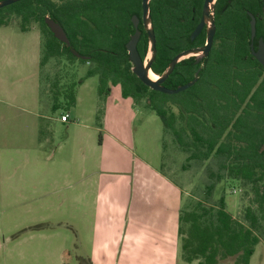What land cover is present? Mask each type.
Masks as SVG:
<instances>
[{"label":"rangeland","instance_id":"1","mask_svg":"<svg viewBox=\"0 0 264 264\" xmlns=\"http://www.w3.org/2000/svg\"><path fill=\"white\" fill-rule=\"evenodd\" d=\"M41 41L37 24L0 26V264H197L182 260L168 217L198 196L202 168L182 170L185 155L170 140L163 159L162 119L122 97L119 85L100 101L97 76L76 84L73 106L61 101L53 111L47 76L41 84ZM58 66L66 86L88 64ZM56 68L52 60L46 71ZM221 194L239 217L240 186L223 181L214 197ZM147 215L156 216V252ZM249 264H264V239Z\"/></svg>","mask_w":264,"mask_h":264},{"label":"trees","instance_id":"2","mask_svg":"<svg viewBox=\"0 0 264 264\" xmlns=\"http://www.w3.org/2000/svg\"><path fill=\"white\" fill-rule=\"evenodd\" d=\"M203 1L150 0L156 48L152 72L162 74L178 52L205 43V29L190 38ZM249 12L255 17L256 48L258 38L264 39L262 1L215 0L208 54L199 62L193 55L179 60L163 84L176 88L195 81L169 94L151 89L131 70L125 44L134 32L132 15L141 17V0H18L0 8V26L15 21L20 31H28L38 25L41 84L47 76L53 111L61 101L75 104V86L86 77L97 76L100 101L112 85L119 84L123 97H131L162 119L163 159L170 140L185 155L182 170L202 168L198 196L183 202L178 215L177 236L185 262L222 264L221 260L234 257V264H249L264 239V66L251 53ZM45 16L62 25L69 46L53 36ZM138 27L137 49L145 59L147 31L141 20ZM52 60L57 65L53 73L46 71ZM63 61L88 64L85 75L62 86L57 70ZM97 111L99 119L103 108ZM228 180L240 186L246 198L239 217L227 209L223 194L214 197L217 185Z\"/></svg>","mask_w":264,"mask_h":264},{"label":"water","instance_id":"3","mask_svg":"<svg viewBox=\"0 0 264 264\" xmlns=\"http://www.w3.org/2000/svg\"><path fill=\"white\" fill-rule=\"evenodd\" d=\"M18 0H0V8L6 5H9ZM262 1V18L264 22V0ZM149 2L150 0H141L142 13L139 18L137 15H132L131 21L134 27V32L130 35V38L125 44L128 58L132 64L131 70L132 72L148 87L154 90H158L164 93H177L182 91L189 86H191L194 80H191L185 84L178 85L176 88H168L163 84V81L166 79L168 74L172 71L175 64L188 56H194L195 62H199L203 57H205L212 45L213 34H214V21H213V13L215 0H204L202 5L201 17L194 30L191 33V40L194 39L200 31L205 27L206 30V39L205 43L202 46L189 48L183 51L178 52L169 62L166 69L162 72V74L157 75L151 70V63L155 58L156 48H155V35L152 27L151 15L149 10ZM250 16V48L252 55L264 66V39L262 37L258 38L256 48L253 47V39L255 36V17L249 12ZM142 22L145 30L147 31L148 36V51L145 59H142L138 49L137 42L140 37L141 31L138 27L139 22ZM44 22L52 32L53 36L59 41L63 42L67 46L70 45V40L62 27V25L49 16L44 17ZM78 57L86 58L87 56L81 55L75 51H72ZM155 74L157 78H152L150 74Z\"/></svg>","mask_w":264,"mask_h":264},{"label":"crops","instance_id":"4","mask_svg":"<svg viewBox=\"0 0 264 264\" xmlns=\"http://www.w3.org/2000/svg\"><path fill=\"white\" fill-rule=\"evenodd\" d=\"M119 85V84H117ZM112 86H115V85H112ZM111 86V87H112ZM120 86V85H119ZM111 90V89H110ZM121 91V90H120ZM122 95V94H121ZM123 97V96H122ZM61 116V115H60ZM42 118V117H41ZM64 122H67V121H64ZM155 184V183H154ZM173 186H175L174 183H172ZM113 203H116V200L111 202L110 204H113ZM115 205V204H114ZM178 215H179V212L177 214L176 217H174L173 219H170V217H168L169 219V227L171 230H173V234L171 235V237L173 239H176L177 237V227H178ZM142 215H140L139 217L141 218ZM153 216V215H152ZM151 215H147V216H144L143 218H145L146 220H148V222H143L141 219V221L143 222L144 224V228L145 230H147V235L146 236H149V239L151 241V248H156L155 249V252L157 251V249L159 248L157 244H155V241H156V237H157V230L155 229V227H157V222H156V216H153V219H152V222H151V218H152ZM137 216H134L133 219L137 218ZM53 227V226H52ZM173 249V248H172ZM172 249H171V252H172ZM65 264H68V263H65ZM71 264V263H70Z\"/></svg>","mask_w":264,"mask_h":264},{"label":"built area","instance_id":"5","mask_svg":"<svg viewBox=\"0 0 264 264\" xmlns=\"http://www.w3.org/2000/svg\"><path fill=\"white\" fill-rule=\"evenodd\" d=\"M69 113H63L60 116L61 121H68L69 120Z\"/></svg>","mask_w":264,"mask_h":264},{"label":"bare ground","instance_id":"6","mask_svg":"<svg viewBox=\"0 0 264 264\" xmlns=\"http://www.w3.org/2000/svg\"><path fill=\"white\" fill-rule=\"evenodd\" d=\"M150 76L152 77V78H157V76L155 75V74H150Z\"/></svg>","mask_w":264,"mask_h":264},{"label":"flooded vegetation","instance_id":"7","mask_svg":"<svg viewBox=\"0 0 264 264\" xmlns=\"http://www.w3.org/2000/svg\"><path fill=\"white\" fill-rule=\"evenodd\" d=\"M203 29H205V27H203ZM203 29H202V30H203ZM200 32H201V31H200Z\"/></svg>","mask_w":264,"mask_h":264}]
</instances>
